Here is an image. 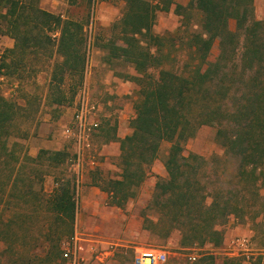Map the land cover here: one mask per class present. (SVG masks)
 Listing matches in <instances>:
<instances>
[{
  "label": "trees",
  "instance_id": "1",
  "mask_svg": "<svg viewBox=\"0 0 264 264\" xmlns=\"http://www.w3.org/2000/svg\"><path fill=\"white\" fill-rule=\"evenodd\" d=\"M124 1L102 48L108 64L120 57L135 68L139 99L132 132L119 139V172L99 177L97 185L110 204L124 207L139 195L162 142L170 141L167 176L159 177L141 213L144 228L166 240L179 231L182 248L217 245L219 226L233 216L251 220L264 241V19L255 17L254 0H192L197 27L186 21L163 35L153 27L171 0ZM6 6L2 33L15 43L3 56L5 74L22 80L48 71L49 102H72L93 46L85 23L46 10L39 0ZM217 40L220 52L211 60ZM20 107L0 93V264H61L63 244L76 228L75 174L53 193L44 190L42 154L53 167L67 154L41 150L34 157L21 142L10 144ZM204 125L216 128L223 155L185 154L186 142ZM250 264H264V256Z\"/></svg>",
  "mask_w": 264,
  "mask_h": 264
},
{
  "label": "rangeland",
  "instance_id": "2",
  "mask_svg": "<svg viewBox=\"0 0 264 264\" xmlns=\"http://www.w3.org/2000/svg\"><path fill=\"white\" fill-rule=\"evenodd\" d=\"M190 1L192 0H171L169 10H161L158 12L153 33L163 35L174 32L177 27L182 23H186V21L195 24L200 16L194 14V9L189 6ZM6 4L7 0H0V93L5 97L15 100L21 106L14 122L15 136L10 137L9 142L12 144L14 141H19L24 144V147L31 143L37 146L39 137H41V126L44 131L47 129L46 125H44L46 122L44 119L45 114L53 113L58 106H54L56 104L50 103L48 100L50 78L48 71L40 72L35 78H26L27 76H25L22 80L16 74L13 76H7L5 74L6 69L2 67L3 56L7 48L13 47H8L7 43L13 42V45L15 43L12 36L2 33V30L5 29L7 24L4 15L7 11ZM39 5L64 18L82 20L86 25L87 33L92 36L93 46L91 51H99L96 53V58L103 63H107L105 60L107 51L102 48V45L111 38L112 24L122 16L125 7L124 0H39ZM229 26L234 30L236 28V20H230ZM194 27H197L196 24ZM219 52V40H217L211 52V60H214ZM110 63L113 69L120 73L127 74L132 68L130 63L120 57L112 58ZM81 87H84V83ZM138 88L140 89V86ZM92 89H94L93 86H91ZM139 89L132 92L130 98L126 101L130 114L134 111L135 103L139 99ZM74 100L64 104V106L66 108H73ZM63 123H55L54 129L60 132L63 128ZM215 135L216 128L214 126H202L196 136L186 142L184 146L185 154L188 155L190 152H195L206 158H211L216 154L223 155L224 150L216 141ZM105 136L106 138L117 139L113 128L108 129ZM171 145L172 142L170 141L162 142L158 158L153 163L148 177L140 189L139 195L131 201L132 206L130 205L128 209L129 218L132 217L130 215L133 210L136 211L138 209L139 211L141 208H144L140 207L137 201L142 199V201L146 200L148 203L154 193L159 177L167 176L165 160ZM66 154L67 163L65 164H68V176H59V179L56 180L57 184L55 186L53 185L54 187L50 184L48 190H45L44 187L47 193H53L56 188L61 186L63 179L67 180V178L72 177L73 170L69 167L72 165L70 159L75 157V153L74 151H68ZM48 156L49 154H42L44 168L47 172L45 179L51 177L52 171L54 170V167L49 165ZM93 160L95 159L92 157L85 159L86 163ZM116 163L115 161L113 168L107 166L102 169H94L92 177L98 180L101 176H114L118 174L119 168ZM227 165L231 170L234 169L236 163L233 159H230ZM141 210L139 211L140 213ZM147 212L151 214L149 210ZM140 213L134 216L133 222L136 223L142 217ZM219 228L223 230V240L220 244L207 243L203 246L198 245L192 248L179 247V249L166 239L153 235L147 238V235L143 232L137 231L134 233L136 237L135 242L130 243L124 253L120 255L121 264H133L136 246L164 250L168 256L165 264H250L257 257L264 256V241L256 237L254 224L251 220L246 219L243 221L242 219L231 216ZM234 229H240V231L235 233L233 232Z\"/></svg>",
  "mask_w": 264,
  "mask_h": 264
},
{
  "label": "crops",
  "instance_id": "3",
  "mask_svg": "<svg viewBox=\"0 0 264 264\" xmlns=\"http://www.w3.org/2000/svg\"><path fill=\"white\" fill-rule=\"evenodd\" d=\"M254 8L255 17L257 19H264V0H254ZM7 45L8 47L13 46V42H8ZM98 52L95 50L90 51L89 63L85 72L84 87L100 103L101 111L99 117L102 124L93 138L94 147L83 152L82 160L78 165H71L69 167L73 170L72 176L75 174L76 194L79 202L75 231L91 236L100 242L99 250L101 253L92 264H121L120 255L124 253L130 243L135 242L136 237L134 233L137 231L143 232L147 235V238H150L152 233L144 228L143 217H140L136 223L133 222L134 216L138 215L142 208L139 211L138 209L136 211L133 210L130 215L132 217L129 218L128 209L130 205L132 206L131 201L133 199H130L124 207L110 204L109 193L97 185V180L92 177V172L96 168L102 169L107 166L113 168L115 166L114 163L115 161L117 162L120 154L119 139L124 138L132 132L130 121L136 114L134 108L132 114L129 113V107L126 101H128L132 92L139 89V86L135 81L131 80V76L137 75L133 66H131V71L127 72V74L116 72L111 66V63H103L96 58V53ZM91 86L94 89L91 90ZM54 106H58V108L53 113L45 114L44 119L46 122L44 125H46L47 129L44 131L41 126L39 143L37 146H34L33 143L30 145L27 144L24 147V152L27 151L34 157L41 150H49L51 152L74 151L75 156L77 155V146L65 134V127L73 118L74 106L73 108H66L64 105ZM57 122H64L60 132L54 129V125ZM110 128L115 130L117 139L106 138V132ZM90 157L95 160L86 163L85 159ZM65 163L54 167L51 177L45 179V190H48L50 184L55 186L59 176H68V164ZM137 203H139L138 205L140 207L144 208L148 205L147 201H142V199H139ZM238 231L240 229L233 230L235 233ZM168 241L179 249L181 241L180 232L177 230L174 231ZM110 243L117 245L114 250H108ZM141 247L143 246H136V251Z\"/></svg>",
  "mask_w": 264,
  "mask_h": 264
},
{
  "label": "built area",
  "instance_id": "4",
  "mask_svg": "<svg viewBox=\"0 0 264 264\" xmlns=\"http://www.w3.org/2000/svg\"><path fill=\"white\" fill-rule=\"evenodd\" d=\"M74 113L71 122L65 127V134L78 148L77 155L70 159L72 165H78L84 151L92 149L93 138L101 127L100 103L95 100L85 87H81L75 97ZM100 242L91 236L75 231L74 235L63 244L61 264H92L100 255ZM117 245L109 244L108 250ZM168 260L164 250L138 248L134 264H165Z\"/></svg>",
  "mask_w": 264,
  "mask_h": 264
}]
</instances>
